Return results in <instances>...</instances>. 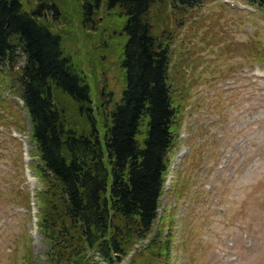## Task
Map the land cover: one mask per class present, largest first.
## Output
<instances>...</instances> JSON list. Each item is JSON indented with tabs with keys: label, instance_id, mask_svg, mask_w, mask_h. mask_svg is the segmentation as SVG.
Wrapping results in <instances>:
<instances>
[{
	"label": "rangeland",
	"instance_id": "obj_1",
	"mask_svg": "<svg viewBox=\"0 0 264 264\" xmlns=\"http://www.w3.org/2000/svg\"><path fill=\"white\" fill-rule=\"evenodd\" d=\"M58 4L50 27L85 66L96 99L119 100L127 37L116 34L118 12L101 9L83 28L79 0ZM152 15L157 28L175 32L170 75L183 107L155 226L173 235L168 264H264V10L245 0H206L186 13L168 2ZM17 90L0 69V264H46L49 242L39 230L45 186ZM132 249L121 264L130 263ZM86 257V264H106L93 251Z\"/></svg>",
	"mask_w": 264,
	"mask_h": 264
},
{
	"label": "trees",
	"instance_id": "obj_2",
	"mask_svg": "<svg viewBox=\"0 0 264 264\" xmlns=\"http://www.w3.org/2000/svg\"><path fill=\"white\" fill-rule=\"evenodd\" d=\"M205 1L79 0L83 28L105 9L118 12L122 27L114 31L127 37L124 89L104 104L64 36L50 27L61 14L58 0H0V69L18 88L45 186L39 230L49 242L46 264H86L92 251L121 264L146 240L129 264L170 262L173 235L165 224L155 226L183 107L170 75L175 32L157 28L152 11L171 2L186 13ZM245 1L264 10V0Z\"/></svg>",
	"mask_w": 264,
	"mask_h": 264
}]
</instances>
